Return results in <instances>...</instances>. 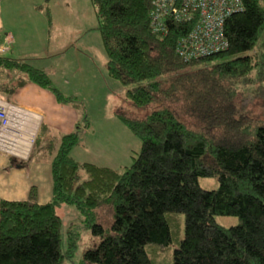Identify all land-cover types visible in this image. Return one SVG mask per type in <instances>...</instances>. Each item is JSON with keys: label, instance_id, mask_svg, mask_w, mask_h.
I'll return each instance as SVG.
<instances>
[{"label": "trees", "instance_id": "trees-1", "mask_svg": "<svg viewBox=\"0 0 264 264\" xmlns=\"http://www.w3.org/2000/svg\"><path fill=\"white\" fill-rule=\"evenodd\" d=\"M152 2L90 0L108 77L122 86L145 82L125 92L132 111L115 115L139 141L137 156L117 171L73 160V133L63 135L56 149L44 137L42 153L52 156L50 199L38 203L31 187L23 200L0 201V264H61V205L73 206L100 238L80 264H152L145 245L166 247L178 239L176 222L166 217L171 213L182 214L184 222L172 264H264V124L240 110L233 87L254 69L263 72L264 34L255 45L264 31V0H240L241 10L224 20L226 49L188 59L177 44L193 23L166 19L165 34L153 33ZM223 57L228 59L191 69ZM0 68L21 73L6 93L27 83L49 85L43 70L23 60L0 58ZM43 129L41 124L30 159ZM198 177L216 178L217 188L201 189ZM214 215L235 216L239 224L220 227ZM72 248L70 243L67 255Z\"/></svg>", "mask_w": 264, "mask_h": 264}, {"label": "rangeland", "instance_id": "rangeland-1", "mask_svg": "<svg viewBox=\"0 0 264 264\" xmlns=\"http://www.w3.org/2000/svg\"><path fill=\"white\" fill-rule=\"evenodd\" d=\"M27 4L32 12L35 11L33 24H36L23 27L30 31L32 39L31 49L26 47L28 63L45 72L49 85L38 88L29 84L26 95L16 91L12 97L38 107L44 117V129L41 144L28 162L14 163L0 156V201L25 199L34 187L36 201L45 203L51 196L52 156L42 153V146L47 143L43 138L50 137L56 149L63 135L73 133L77 142L69 152L73 160L122 171L137 156L140 143L116 119V111H132L125 92L145 82L122 86L108 77L90 0H29ZM8 5L3 2L1 6ZM263 34L264 31L255 48ZM227 59L216 58L191 69ZM258 70L261 67H257L256 72ZM261 74H256L254 69L234 82L233 87L237 91L236 102L240 110L264 124V74ZM34 90L43 97H34ZM51 90H56L63 100L56 101ZM78 179H85L82 171H79ZM197 184L203 190H215L218 186L214 177H198ZM57 215L60 218L61 264H80L83 253L94 249L100 238L91 234L73 206L61 205ZM168 215L167 219L178 226V239L173 238L166 247L145 245L146 257L152 264H172V252L183 236V215ZM100 216L102 221H108L104 212ZM212 218L223 228L239 224L235 216L214 215ZM70 243L73 248L67 255Z\"/></svg>", "mask_w": 264, "mask_h": 264}, {"label": "built area", "instance_id": "built-area-1", "mask_svg": "<svg viewBox=\"0 0 264 264\" xmlns=\"http://www.w3.org/2000/svg\"><path fill=\"white\" fill-rule=\"evenodd\" d=\"M241 10L240 0H153L149 11V27L155 34H165L164 21L192 22L187 35L177 44V52L183 59L208 56L226 49L222 26L232 13ZM5 42L10 36H5ZM0 53L4 51L1 48ZM18 108L0 101V151H8L12 133L21 120Z\"/></svg>", "mask_w": 264, "mask_h": 264}, {"label": "crops", "instance_id": "crops-1", "mask_svg": "<svg viewBox=\"0 0 264 264\" xmlns=\"http://www.w3.org/2000/svg\"><path fill=\"white\" fill-rule=\"evenodd\" d=\"M3 2H8V7L1 6ZM27 3L29 0H0V48H4L0 58L29 62L26 50L32 47L31 33L23 27H34L36 24H33L35 11L32 12ZM5 36H10L8 42H5ZM27 46L29 47L26 48ZM20 77L21 73L16 70L0 68V101L7 106L18 108L22 114L17 128L9 130L12 133L9 150L0 151V156L9 161L14 159L18 162H28L30 149L39 126L44 125V117L38 107L17 101L12 97L16 91H22V94L26 95L30 83L15 90L14 93L5 92L6 89L14 87ZM42 95L36 90L33 91L34 97L41 98Z\"/></svg>", "mask_w": 264, "mask_h": 264}]
</instances>
